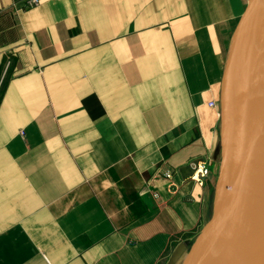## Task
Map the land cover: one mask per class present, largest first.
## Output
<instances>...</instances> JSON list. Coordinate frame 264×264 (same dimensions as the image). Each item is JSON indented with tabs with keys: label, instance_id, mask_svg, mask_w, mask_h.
Returning <instances> with one entry per match:
<instances>
[{
	"label": "crops",
	"instance_id": "0c3cea01",
	"mask_svg": "<svg viewBox=\"0 0 264 264\" xmlns=\"http://www.w3.org/2000/svg\"><path fill=\"white\" fill-rule=\"evenodd\" d=\"M25 1L0 0V264H183L250 0Z\"/></svg>",
	"mask_w": 264,
	"mask_h": 264
},
{
	"label": "water",
	"instance_id": "95a60500",
	"mask_svg": "<svg viewBox=\"0 0 264 264\" xmlns=\"http://www.w3.org/2000/svg\"><path fill=\"white\" fill-rule=\"evenodd\" d=\"M235 45L212 218L183 264H264V0H250Z\"/></svg>",
	"mask_w": 264,
	"mask_h": 264
},
{
	"label": "built area",
	"instance_id": "2783aa9c",
	"mask_svg": "<svg viewBox=\"0 0 264 264\" xmlns=\"http://www.w3.org/2000/svg\"><path fill=\"white\" fill-rule=\"evenodd\" d=\"M41 3V0H26L25 5L27 7L38 6ZM7 71L0 78V90L3 84V81L6 77ZM210 107L215 108L218 107L217 103H210ZM211 175V163L210 161H200L196 167L195 174L192 176V179L196 181L199 185H203L205 180ZM168 178H171V175H167Z\"/></svg>",
	"mask_w": 264,
	"mask_h": 264
},
{
	"label": "rangeland",
	"instance_id": "374dc122",
	"mask_svg": "<svg viewBox=\"0 0 264 264\" xmlns=\"http://www.w3.org/2000/svg\"><path fill=\"white\" fill-rule=\"evenodd\" d=\"M234 58H233V61L231 62V70L229 71L228 79H227V82H226V93H227V89H229V87H230V81H231V76H232V71H233V65H234ZM223 109H224V102H223Z\"/></svg>",
	"mask_w": 264,
	"mask_h": 264
},
{
	"label": "bare ground",
	"instance_id": "6f19581e",
	"mask_svg": "<svg viewBox=\"0 0 264 264\" xmlns=\"http://www.w3.org/2000/svg\"><path fill=\"white\" fill-rule=\"evenodd\" d=\"M235 49H236V45H234V50H233L234 55H233V57H235Z\"/></svg>",
	"mask_w": 264,
	"mask_h": 264
}]
</instances>
